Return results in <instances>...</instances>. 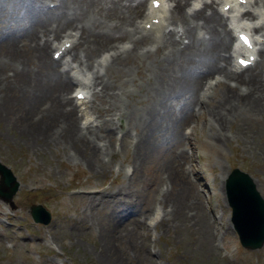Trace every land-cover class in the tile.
Instances as JSON below:
<instances>
[{
	"label": "rangeland",
	"instance_id": "374dc122",
	"mask_svg": "<svg viewBox=\"0 0 264 264\" xmlns=\"http://www.w3.org/2000/svg\"><path fill=\"white\" fill-rule=\"evenodd\" d=\"M18 2L5 0L6 11L0 8V38L3 37L0 39V158L9 163L20 178L13 202L0 197V264H110L101 256L102 252L108 255L103 233L107 225L112 228L116 224L118 227L114 228V232L117 235L113 240L120 245L116 258L122 259L125 264H264V244L255 248L242 245L229 220L230 207L222 197L225 192L222 176L236 163L256 175L264 194V116L258 111L246 109L238 111L235 116L236 111L231 112L232 119L217 120L209 108L223 88L225 96L238 88H232L226 82L219 83L216 88L215 85L214 94L212 90L213 95L204 106L199 110L193 109L192 114L188 106L190 114L179 122L175 114L181 110V106L190 104L192 109L195 103L196 95L192 100L187 98L189 86L187 89L184 81L189 74L185 73V69L195 66L196 59L186 55L176 57L175 54L176 58L186 57L190 61L175 65V58L169 57L165 59L166 65L156 67L154 58L169 55L173 49L164 50L167 41L161 42L159 49L157 44L148 43L156 47L149 56H129L121 65L112 62L106 67L104 73L113 85V92L96 95L93 87L89 89L87 109L92 114L93 122H98L92 125L98 128L108 119L118 124L111 135L103 139L90 134L94 142L111 140L113 147L105 152L98 150L100 165L89 166L79 155L72 153L71 142L79 143L80 137H74L75 140L71 138L66 145L60 137L49 142L46 140L48 132L54 133L49 127L45 131H32L21 123L25 117L31 121L38 120L36 115L41 112V107L45 105L43 103L49 100L38 99L35 105L32 103L31 77L40 66V60L34 47L18 40L15 34L14 25L18 26L20 18L16 13L10 16L7 11L15 8ZM97 4L103 9H111L101 11L107 13L108 18L124 15L129 8L127 0H103ZM99 7L94 9L98 10ZM169 20L174 21L172 13ZM67 28L64 27L63 31ZM101 28L107 29V26L102 24ZM168 28L176 36L181 32L175 22ZM64 32L62 34V29H58L54 41L64 36ZM9 33L18 37L15 42L18 49L5 43L4 36ZM123 34L127 33L115 37L113 44H97L87 60V68L90 69L92 63L99 65L98 59L103 55L100 50L113 46L122 40V36L129 38ZM117 43L120 47L121 43ZM53 46L54 43L48 47L49 56ZM19 51L26 52L27 61L13 55ZM78 53L80 55V50ZM258 63L254 66H258ZM26 65L27 72L24 73ZM159 68L161 75L156 76ZM19 73L25 76L22 78ZM201 82H197V89ZM164 88L166 91H160ZM70 92L71 88V95ZM158 96L163 99V104L159 107V103L154 101L160 113L156 115L155 127L148 132L154 144L149 155L138 159L133 134H142L147 119L143 116L140 123L136 119L141 118L142 109ZM198 96L201 98L200 93ZM26 98L30 101L25 108L22 107L23 113L9 118L11 102L17 105ZM5 101L9 105L4 106ZM236 104L240 106L241 102L236 101ZM44 110L45 107L42 112ZM81 116L85 117L83 114ZM52 117L49 126L73 125L64 121V115ZM120 122L124 128H120ZM40 126L44 128L42 123L38 124ZM218 130L222 133L216 136ZM172 161L177 165L173 166ZM174 168L184 174L182 180L192 187H188L191 195L182 199L181 207L176 206L175 202L179 194L184 196V193L180 175L172 171ZM170 175L175 177V181ZM200 175L205 177L204 184H200ZM171 182L173 185L169 188ZM208 183L213 186L209 187ZM162 194L169 202L162 200ZM31 201H42L51 209L52 218L47 223L33 218L29 209ZM198 202L200 209L196 211ZM153 205L154 210L159 208L161 213L165 211V222L157 225L147 223V213L151 212ZM117 210L131 216L126 219L122 217L123 214L114 213ZM203 217L209 219L208 237L204 235L206 227H202ZM144 223L149 225L150 231ZM139 234L144 236L145 243L142 244ZM149 244L154 252L160 249V256L157 253L154 255L155 260L149 253Z\"/></svg>",
	"mask_w": 264,
	"mask_h": 264
},
{
	"label": "bare ground",
	"instance_id": "6f19581e",
	"mask_svg": "<svg viewBox=\"0 0 264 264\" xmlns=\"http://www.w3.org/2000/svg\"><path fill=\"white\" fill-rule=\"evenodd\" d=\"M102 1L103 0H73V10L69 13L67 12V10H70L69 8H67V10L63 9L64 13L60 17H44L43 15L36 13L38 22L35 23L27 31L23 32L22 34H18L17 36L19 38L15 35H6L4 37L5 43L12 48H19L17 46V43H15L17 41V38L18 40H21L24 43L31 44L34 47L36 54L38 55L40 60V66L38 65V69L36 71H33L31 77L32 98L34 100L32 101V103L35 105L38 99L49 100L48 102L43 103L45 105H43L40 109L42 112L45 107V110L42 113L39 111V113H41H38L39 116L38 114L36 115V119L38 120L31 121L30 119H27L25 115L23 116L25 118L21 119V123L32 131H36V129H44L45 131L49 127L54 132H48L46 140H48L49 142H51L52 139L60 137L62 141L64 140V145H66V143H69L71 138L75 140L76 136L80 137L81 141H79V143L71 142V145L73 146L72 153L79 155L89 166H99V161L101 159V157H99V151L105 152L113 147V142L111 140L106 139L107 141H105L104 143L94 142L93 138L91 137L92 135L90 134H94L96 137H101L102 139L103 137H108L109 135H111V131L113 132V129H115V125H113V122L115 121L111 122L110 120H107L105 121V124H103V126H98V128H95L93 126L90 127L89 122L87 121L82 125L78 114L79 109L83 108V104L86 103V99L85 97L79 96L78 92L70 95L69 90L74 86V83H78L77 86H82V88L90 86L96 87L94 91L96 94H102L105 91L113 92V85L111 81H109L108 76L105 75L103 69L109 66L112 62L115 64L123 63L128 59L129 56H132L133 58H142L143 55L149 56L152 49L147 45V42L145 43V41H148V39L152 37L149 34L148 30L154 26L151 22L150 27H147L145 23H140V26L137 27L138 22L136 20V16L140 14L144 9L145 1L143 0H127L129 8L127 9L126 13L124 15H120L119 12H117L116 14L119 15H114V17L112 18H108V16L106 17L107 13L101 12L103 7H99L97 2L101 4ZM186 1L187 0H173L172 2H169L167 0L162 8L151 7L154 13L148 14V19H150L153 15L160 17L159 23L154 22L155 25L161 24L164 20L169 19L170 13H172L175 25L179 26V28L181 29V32L178 36L174 34L173 30H171L167 35V41L170 39L177 40L171 42L168 45V50L173 49L174 52H172V50L169 55L164 54L163 57L160 56V58H154L155 62L153 63L155 64V66L161 67L162 64L166 65L165 56L175 58L173 60L175 65H178L182 61H190V59L186 57L176 58L178 56L176 53L184 55L193 53L198 48H201L202 51L200 54L191 56L195 57L196 65L189 66L185 69V73H189L187 75L188 77H186L184 81V86L187 89L189 86V96L187 98L189 100H192L194 99L196 94L197 102H199L200 108L204 106L205 101H207V99L212 96V90L214 89V86L218 83L226 82L229 86H232V88H238L239 91L235 90L230 95L225 96V90L223 88V90L218 95L217 100L210 103L209 108L211 109V112H214L213 116L215 119H226L228 114H232L231 112L237 111L241 106L236 107V101H240L244 103V105L252 104L256 107V109L259 110V112L264 113V45L259 49L262 58L260 59L258 66L254 67L253 69H249V65L246 67L248 68V70L243 69L238 72L236 70L238 69L237 61L234 62V65L232 64L233 67L228 64L229 62L232 63L231 39L234 38V32L229 23H226L225 15L214 5V2L216 0H204V4L202 6L199 3H196V6L191 13H188L185 7ZM4 3L5 0H0V8L4 5ZM52 4L56 5L58 4V1H54ZM222 6L224 7V5ZM94 7H99L100 9L95 10ZM206 8H209V10H207ZM63 10L55 8L47 9L49 13L52 11L62 12ZM103 11H111V9L104 8ZM246 12L248 14L254 15L253 11L251 10H247ZM123 21L126 22V24H122ZM102 24H105L107 26V29H102ZM197 24H200V27L204 29V33H206L208 36H200L196 33L195 26ZM64 27H69L64 32V36H62L61 38L58 37L54 41L55 38L53 37L55 36L57 30L63 29ZM132 29V33L123 34L129 37L127 38L128 43H121L120 47H118V43L116 42L113 46H108V48H105L109 51V53H104V58H102L101 60L98 59V63L101 64H99L96 68L91 62L92 65L89 70H85L84 72L79 71L74 75L70 73V69L73 67L84 68L85 65H89V62H87V60L94 52L97 44H113V40L115 37L119 36V34L123 32L128 33V30ZM46 33L47 35L44 36ZM180 35H182V37L179 40ZM67 41H69L68 43L70 44H68ZM53 43L56 46L55 49H59L61 51L63 50L60 56L65 55L64 59H62V57L58 58L54 54H51L49 56L48 47ZM143 43H145V45H143ZM180 43L184 45H180ZM175 47L177 48L174 49ZM16 49H12V51H15ZM78 50H80V55H78ZM68 53L71 55V57L68 55ZM175 54L176 57H174ZM13 55L18 59L27 61L25 51H19ZM74 56H76V58ZM104 63L106 64L105 67L103 65ZM26 72L27 65L25 66L24 70V73ZM158 75H161L160 68L157 71L156 76ZM19 76L23 78L25 75L19 73ZM231 81H233V83H231ZM197 82L202 83L200 84L198 89L196 88L198 85ZM243 84H248V86H244ZM226 87L228 86L226 85ZM195 90L197 91L196 93ZM160 91L164 92L166 91V88ZM199 93L201 95V98H199L198 96ZM157 98H152L153 100L150 99V104L146 108H144V110L142 109L141 118L136 119V122L139 123L142 121L143 116H145V118L147 119V124L144 125L142 134L138 136H136V133L133 134L134 139L132 140H134V147L136 148L135 152L138 159H143L147 155H149L151 153V147L154 144L152 135L149 137L148 132L150 131L151 127H155L156 115L157 113H160L158 112L159 108L157 107L155 102L159 103V107L163 104V99L161 97H159L158 99ZM29 101L30 100L26 98L25 101H21V103L17 105H14L12 102L9 105V102L5 101L4 106L9 105L10 108V111L8 109V111L10 112H8L9 118H12V116L15 117L16 115H21L23 113L22 107L25 108ZM188 106L189 112L191 114L194 112L193 109H195V106L191 109L190 104L183 105L181 106V110L175 114L177 117L176 120H178L179 122H183V118H185L186 115L190 114L187 109ZM221 109L224 110L222 111ZM58 114L64 115V121H69L73 125L58 126L57 124L55 126H49L50 120L53 119L52 116ZM41 123L43 124L44 128L41 127L42 125L40 126V128L38 127V124ZM120 123V128H124V124L122 122ZM125 132H127V129ZM66 133H69V135L67 136ZM221 133L222 131L218 130L216 132V136L220 135ZM137 163L141 164V162ZM172 163L173 166L177 165L175 161H172ZM176 169L178 168H174V170L172 171H177L178 175H180L179 178L180 182L182 183L181 190L182 193H184V196H182L179 191V199L177 200V202H175V204L176 206L181 207L182 199L185 200L191 195L188 187H192L191 184L189 185L187 183V181L182 180L183 178H185L184 174ZM172 179L173 181H175V177H172ZM166 198L167 197L163 195L162 199L164 201ZM199 209L200 203L198 202L196 211H198ZM117 214L121 215L123 213L119 210ZM164 216L165 214H163L162 217ZM208 220L205 217L202 218V227H206V230H203L205 232V237H208V235L210 234V231L207 227ZM115 227H118V225L116 224L112 228L107 225L105 228V232H102L104 237L103 242L105 245L103 246L107 248L106 251L108 252V255L102 252L101 256L104 257L103 259L108 261L110 264H125L122 259L116 258V253L120 249V245L117 242L115 243L113 240L116 239L117 235L114 232ZM131 230H133V228ZM140 236L141 240L143 241L142 244L145 243L144 236ZM100 249H102V247Z\"/></svg>",
	"mask_w": 264,
	"mask_h": 264
},
{
	"label": "water",
	"instance_id": "95a60500",
	"mask_svg": "<svg viewBox=\"0 0 264 264\" xmlns=\"http://www.w3.org/2000/svg\"><path fill=\"white\" fill-rule=\"evenodd\" d=\"M0 170L3 171V175L6 177L12 175L8 167L5 166L1 161H0ZM32 209H33V212L36 218H39L40 216L39 212L44 210L41 204H34L32 206ZM48 217L49 215H47L46 218ZM239 226H240L239 229L241 231V235L246 244L250 246H257L261 244L264 238L263 236L264 234V215L263 214L261 215L256 214L255 217L250 216V219L245 218L241 222V225Z\"/></svg>",
	"mask_w": 264,
	"mask_h": 264
},
{
	"label": "snow or ice",
	"instance_id": "6c2138e0",
	"mask_svg": "<svg viewBox=\"0 0 264 264\" xmlns=\"http://www.w3.org/2000/svg\"><path fill=\"white\" fill-rule=\"evenodd\" d=\"M78 95L82 97L83 94H78Z\"/></svg>",
	"mask_w": 264,
	"mask_h": 264
}]
</instances>
